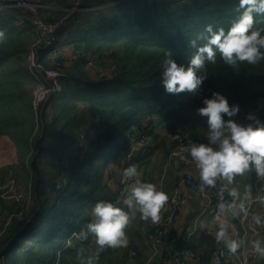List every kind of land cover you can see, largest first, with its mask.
Returning <instances> with one entry per match:
<instances>
[{
	"label": "trees",
	"instance_id": "16d2710c",
	"mask_svg": "<svg viewBox=\"0 0 264 264\" xmlns=\"http://www.w3.org/2000/svg\"><path fill=\"white\" fill-rule=\"evenodd\" d=\"M41 1L59 6L49 10L57 15H65L64 9L72 6V0ZM114 1L92 0L93 7L85 12L73 36L75 48L98 57V67L110 76L95 81L82 63L69 64L62 91L49 101L55 115L45 122L42 114L39 134L34 137L24 73L16 65L27 52L30 25H17L12 11L0 12V30L5 33L0 39V137L13 143L17 176L32 190L22 216L1 229L3 264H80V249L85 255L93 252L88 243L71 234L92 221L98 201L113 203L115 195L108 190L105 175L110 163L126 152L131 128L146 122L150 130L158 120L171 134L193 124L195 117L206 120L197 109L215 91L229 102L251 108L255 90L264 89V60L254 65L242 62L236 70L225 64L219 53L215 64H206L208 78L198 93L170 94L161 83L164 53L170 50L178 63L187 64L195 51L190 40L209 23L227 30L242 11H238L239 0ZM55 19L43 16L44 22ZM255 20L254 27L264 29V14ZM257 117H264V107ZM190 136L206 141L197 134ZM44 152L68 160L69 169L62 187L53 186L48 194L42 193L38 162ZM111 248L99 253L98 264H125L123 259L112 260Z\"/></svg>",
	"mask_w": 264,
	"mask_h": 264
},
{
	"label": "built area",
	"instance_id": "2783aa9c",
	"mask_svg": "<svg viewBox=\"0 0 264 264\" xmlns=\"http://www.w3.org/2000/svg\"><path fill=\"white\" fill-rule=\"evenodd\" d=\"M80 3H76V6L64 16L52 22H44L41 11L46 7L42 4H33L28 0H0V12L12 11L15 13L17 25H23L25 22L30 25L31 39L24 60L27 71L34 80L31 98V109L35 122L33 137L39 134L44 107L54 94H59L62 91V79L67 76L66 68L68 64L82 63L84 69L95 81L106 80L110 76L98 67V57L75 48L73 36L82 25V14L91 10V8H83ZM229 103L240 105V112L234 119L241 124H247L249 113L257 115L263 109L264 91L254 99L251 108H247L237 101ZM148 132L149 127L146 122H143L139 127L131 128L128 132L125 144L126 152L124 153L128 161L139 146L147 143L149 139ZM168 136L172 145L168 153L167 164L189 162L191 145L193 143H207V141H198L180 129L171 134L169 133ZM52 165L54 168L61 170L67 165V162L54 158ZM124 169L123 164L114 165L107 172L108 184L115 190L113 203L121 207L126 206L123 204V200L130 194L132 185L137 182L136 177L125 178L123 176ZM57 173L56 188L60 189L65 183V179H62L64 174L60 176L59 171ZM17 188L18 182L15 179H9L5 184L0 183V192H3V194L12 192L13 194L6 199L11 200V204L18 207L7 216L3 225L4 229L14 219L20 218L30 203L29 198L27 203L21 205L22 195L16 193ZM221 188L224 190L222 200L219 196ZM231 189L232 185L226 178H218L217 185L212 187L202 186L199 172L198 174L184 173L179 177L173 192L168 195V201L161 209L159 222L141 230V234L148 242L153 254L159 250L160 246L170 240L171 229L178 223L180 211L186 204V196L181 191L187 190L206 202L207 207L211 209V220L214 224L219 225L221 222H226L230 238L241 242V247L235 253L231 252L226 245L215 249L212 253L213 263L252 264L257 252L252 247L251 241L257 240L264 234V225L256 224L253 219L255 214L264 217V210L254 209V204L259 201L260 195L264 191V177L258 175L254 177L250 188L251 195L237 205L230 202L229 192ZM3 196L0 195L4 199ZM221 204H223V207H221ZM94 218L93 216L92 220ZM197 221L190 229L189 236L195 232ZM87 223L82 226L79 232H73L71 237L89 245L95 244L98 247L96 237L87 230ZM1 235L2 230L0 231ZM136 257V251H131L126 264H135ZM163 258L172 264H202L201 257L188 246L166 249Z\"/></svg>",
	"mask_w": 264,
	"mask_h": 264
},
{
	"label": "clouds",
	"instance_id": "9594fccd",
	"mask_svg": "<svg viewBox=\"0 0 264 264\" xmlns=\"http://www.w3.org/2000/svg\"><path fill=\"white\" fill-rule=\"evenodd\" d=\"M238 11L239 15L227 30L209 23L190 40V47L195 51L187 64L178 63L170 50L164 53L160 65L161 83L167 93H198L208 78L206 64H215L218 53L225 64L236 70L242 62L254 65L264 60V29L254 27L255 18L264 14V0H239ZM4 36V31L0 30V39ZM197 112L206 118L209 130L208 142L193 143L189 150L199 169L202 186L215 187L218 178L231 182L237 174L250 170L264 177V121L249 113L247 119L250 123L237 122L234 117L240 112V105L230 104L219 91L204 98L203 106ZM138 175L134 165L123 171L125 178ZM229 195L235 200L239 191L232 188ZM219 196L222 200V188ZM168 199V194L157 190L155 184L137 181L123 200L128 210L109 201H98L93 208L95 218L87 223V230L95 235L98 247L95 253L87 255L80 249V264H98L99 253L105 247L127 246L129 240L125 229L132 220L130 211L139 212L142 219L157 223ZM253 219L256 224L264 225V217L260 214H255ZM216 240L222 241L233 253L241 247L240 241L230 238L226 222L218 225ZM251 245L264 255V241L253 240Z\"/></svg>",
	"mask_w": 264,
	"mask_h": 264
},
{
	"label": "crops",
	"instance_id": "0c3cea01",
	"mask_svg": "<svg viewBox=\"0 0 264 264\" xmlns=\"http://www.w3.org/2000/svg\"><path fill=\"white\" fill-rule=\"evenodd\" d=\"M24 59L25 55L17 61L16 65L18 68L23 70L25 75H23V81L25 82L23 86H26L25 88L28 92V96H30L28 99L30 102L32 88L27 89V85L33 86L34 80L27 71ZM67 67L69 69V64ZM49 103L50 102H48L44 107L43 114L45 122H50L55 115L54 109L49 105ZM78 108L84 110L85 106L79 105ZM259 119L264 121V117ZM250 122L251 121L248 123ZM148 133L149 139L147 143L143 146H139L135 150L136 153L133 157H136L137 160L128 161L124 155L125 152H122L116 160L110 163V167L123 164L124 168H127L130 165H134L139 173V175L136 176L137 181L151 182L156 185L157 190L164 191L170 195L173 192L175 183L179 177H181L184 173L198 174L199 169L191 155H189V162L187 163L174 162L172 164H167L168 153L172 142L168 136L169 133L159 124L158 120L153 122ZM197 136L200 135L198 134ZM203 137L208 142L206 135H203ZM53 159L54 157L50 153L44 152L38 160L42 171V182L43 180L48 179V170L44 171L43 169L49 168V166L50 168L54 167L52 165ZM7 164H17L15 147L8 137L1 136L0 167ZM256 175L257 173L254 170H250L243 174H237L234 176L230 183L232 188H236L239 191V196L235 198V200L232 196H230V202L233 205L243 202L249 195H251L252 192L250 188ZM105 179L108 190L114 196L115 190L108 184L107 173L105 175ZM181 193L186 196V204L180 211V219L171 229L170 240L166 244L160 246L159 250L154 254L150 249L148 242L141 234V230L152 226L153 222L151 219H142L139 212L130 211L132 220H134L132 225L135 224L136 226L133 228L131 227V224H129L125 229L128 236H130L127 244L129 250L121 257V260H125V264L129 259L131 251H136L137 253L135 264H172L170 261L164 260V251L169 248H179L183 246H188L191 250L196 252L201 257L202 264H214L212 261L213 251L225 245L222 241L218 242L216 240L218 224H214L212 222L211 209L207 207L205 201L192 195L187 190H182ZM124 208L128 210L127 206ZM254 209L258 211L264 210V191L261 193L259 201L254 204ZM195 221H197L196 230L191 236H189V231ZM258 239L264 241V234ZM88 250L94 253L96 252L97 247L95 244L89 245ZM121 260L119 259L118 261ZM229 264L234 263L230 262ZM252 264H264V255L257 252L256 257L252 260Z\"/></svg>",
	"mask_w": 264,
	"mask_h": 264
},
{
	"label": "rangeland",
	"instance_id": "374dc122",
	"mask_svg": "<svg viewBox=\"0 0 264 264\" xmlns=\"http://www.w3.org/2000/svg\"><path fill=\"white\" fill-rule=\"evenodd\" d=\"M29 2H32L33 4L34 3H38V4H42L43 6H45L46 8L43 9L41 11V14L42 16L46 15V16H53L55 18H59V17H62L64 15H57L56 13H52L50 12L49 10L53 9V10H57L59 9V6H56L55 4H43L41 3L42 1L41 0H28ZM92 0H72L71 2V8H65L64 11L68 12L69 10H71L72 8H74L76 6V3L78 2H81L80 3V6H82L83 8L85 9H89V8H92L93 5L91 3ZM120 1H124V0H116L114 1V3H118ZM114 3H111V4H114ZM92 5V6H91ZM44 10H47V11H44ZM85 13L82 14V17ZM31 37V35H30ZM27 89H33V86H29L27 85ZM26 86H24V92L26 94V99L28 100L30 96H28V92L25 88ZM263 89H260V88H257L255 90L257 96L260 95V93ZM31 91V90H30ZM260 92V93H259ZM57 95L54 94V97H56ZM31 98H32V91H31ZM31 102V101H30ZM86 110V109H84ZM86 112V111H85ZM183 132L187 133V134H199L200 136H205L208 138V127H207V124H206V120H204L203 118L201 117H195L194 118V123L192 124H189L187 125L186 127L182 128L181 129ZM67 162V165L64 166V168H62L61 170H58L54 167H51L49 166V168H45L43 169L44 171L45 170H48V179L46 180H43L42 182V193H49L50 190L52 189L51 187H55L56 188V180H57V176H58V173L57 171H59V173L61 174L60 176H63L62 179H65L66 177L69 176V169H68V160H65ZM54 168V169H53ZM15 165H10V164H7L5 166H2L0 167V183L1 184H5L9 179H15L17 182H18V188L16 189V193L18 194H21L22 195V202H21V205H23L24 203H27L28 199L30 198L31 194H32V190L29 186L26 185L25 181L22 180V178L18 177V173L15 171ZM55 172V173H54ZM54 174V176H53ZM64 181V180H63ZM13 193L10 192V193H6V194H3V192H0V195L4 197L1 198V201L2 203L0 204V231L1 229L3 228V225L7 219V216L16 210V208H18L17 206H14L11 204V200H8L6 199L9 195H12ZM5 200V201H4ZM20 206V205H19ZM132 223H134V220L131 221V227H135L136 225H132ZM127 234V232H126ZM128 236V234H127ZM130 236H128V239H129ZM129 248L127 246H119V247H112L111 248V252H112V260L113 261H116V260H121V257L123 256V254L126 253V251H128ZM5 261V259H0V264H3Z\"/></svg>",
	"mask_w": 264,
	"mask_h": 264
},
{
	"label": "water",
	"instance_id": "95a60500",
	"mask_svg": "<svg viewBox=\"0 0 264 264\" xmlns=\"http://www.w3.org/2000/svg\"><path fill=\"white\" fill-rule=\"evenodd\" d=\"M136 151L133 152V155H135Z\"/></svg>",
	"mask_w": 264,
	"mask_h": 264
}]
</instances>
